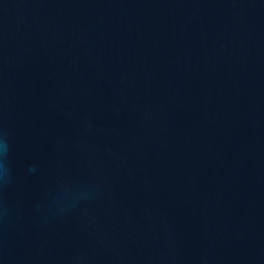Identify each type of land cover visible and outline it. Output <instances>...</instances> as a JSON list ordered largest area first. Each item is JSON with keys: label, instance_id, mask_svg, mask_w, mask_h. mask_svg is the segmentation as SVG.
Segmentation results:
<instances>
[{"label": "water", "instance_id": "water-1", "mask_svg": "<svg viewBox=\"0 0 264 264\" xmlns=\"http://www.w3.org/2000/svg\"><path fill=\"white\" fill-rule=\"evenodd\" d=\"M4 141L0 264H264V0H0Z\"/></svg>", "mask_w": 264, "mask_h": 264}, {"label": "clouds", "instance_id": "clouds-1", "mask_svg": "<svg viewBox=\"0 0 264 264\" xmlns=\"http://www.w3.org/2000/svg\"><path fill=\"white\" fill-rule=\"evenodd\" d=\"M8 150H9V145L6 141H4L3 143H0V155H4L6 157ZM3 172L6 175L8 172V169L5 167L3 169Z\"/></svg>", "mask_w": 264, "mask_h": 264}]
</instances>
